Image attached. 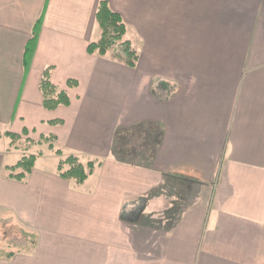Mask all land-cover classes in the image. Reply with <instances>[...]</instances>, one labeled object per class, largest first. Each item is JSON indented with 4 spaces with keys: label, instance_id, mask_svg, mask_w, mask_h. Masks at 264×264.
Listing matches in <instances>:
<instances>
[{
    "label": "crops",
    "instance_id": "obj_1",
    "mask_svg": "<svg viewBox=\"0 0 264 264\" xmlns=\"http://www.w3.org/2000/svg\"><path fill=\"white\" fill-rule=\"evenodd\" d=\"M101 1L135 68L88 53ZM46 73L70 106L45 108ZM0 132L62 153L19 182L35 145L0 138V239H36L0 264H264V0H0Z\"/></svg>",
    "mask_w": 264,
    "mask_h": 264
},
{
    "label": "trees",
    "instance_id": "obj_2",
    "mask_svg": "<svg viewBox=\"0 0 264 264\" xmlns=\"http://www.w3.org/2000/svg\"><path fill=\"white\" fill-rule=\"evenodd\" d=\"M96 20L101 28L102 35L99 42L91 43L88 46V53L91 55L98 54L99 56H106L109 50L115 47L118 42H122L121 49L117 51L116 57L121 59V61L127 66L135 68L138 62V52L132 46L130 41H123L127 34V28L121 16L111 11L106 1H101L97 9ZM37 38L38 33H35L34 38L29 45V49H27V59L29 60L34 54V46ZM77 85V81H68L69 88H74ZM41 89L46 109L55 110L59 106H70L71 98L67 91H60L53 83H51L48 73L45 74L41 82ZM53 124H62V121H54ZM24 134H27V131H25ZM2 137L8 138L12 144L15 145L16 149L28 151V149L24 148L22 144L21 135L11 132L2 134L0 132V138ZM55 141L56 139L54 137H41V141L38 145L41 146L48 143L49 148L55 150L56 154L61 156L62 153L59 149H56ZM42 155L41 152L37 155H25L16 166L10 168L13 172L10 178L19 182H24L27 179V176L33 171L37 159ZM95 167L96 165L94 162L83 164L77 157L69 156L60 162L59 173L63 179L75 180L78 184H82L93 173ZM17 170L20 172L15 174Z\"/></svg>",
    "mask_w": 264,
    "mask_h": 264
},
{
    "label": "rangeland",
    "instance_id": "obj_3",
    "mask_svg": "<svg viewBox=\"0 0 264 264\" xmlns=\"http://www.w3.org/2000/svg\"><path fill=\"white\" fill-rule=\"evenodd\" d=\"M128 38L125 36L123 41H126ZM121 43L118 42L115 47H113L111 50H109L110 53H112L113 57L116 60L121 61L118 57H116L117 51L121 49ZM136 50V49H135ZM137 51V50H136ZM108 54V53H107ZM133 138V136H132ZM41 141V140H40ZM40 141H22L23 146H32L34 144V147L32 148V153L38 154L39 152H44L45 153V162L47 164H52L53 162L58 161V156L56 153L49 151L48 147L46 146H37ZM29 143V144H28ZM48 144V143H45ZM134 144V138L132 140V147ZM49 145V144H48ZM3 233H1V236L3 237L2 245H0V249L2 248L3 252L5 254L11 252V253H22V252H31L35 248L36 245V239L31 236L30 234H27L26 232L20 230V229H15L5 223H3Z\"/></svg>",
    "mask_w": 264,
    "mask_h": 264
}]
</instances>
